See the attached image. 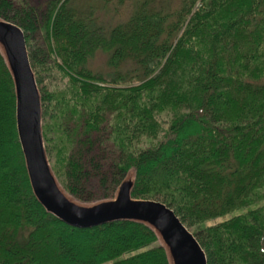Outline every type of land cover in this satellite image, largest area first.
Segmentation results:
<instances>
[{
	"label": "trees",
	"instance_id": "trees-1",
	"mask_svg": "<svg viewBox=\"0 0 264 264\" xmlns=\"http://www.w3.org/2000/svg\"><path fill=\"white\" fill-rule=\"evenodd\" d=\"M75 1L44 0L41 12L0 0V20L24 32L45 153L62 191L76 199L84 190L90 164L78 141H99L107 167L90 187L109 193L97 202L113 199L132 173L131 198L173 210L207 264H264V0H137L108 28L94 7ZM37 25L67 80L52 92L28 49L26 32ZM98 54L106 71L90 68ZM15 104L0 52V264H169L142 223L76 229L44 210L29 183Z\"/></svg>",
	"mask_w": 264,
	"mask_h": 264
},
{
	"label": "water",
	"instance_id": "water-1",
	"mask_svg": "<svg viewBox=\"0 0 264 264\" xmlns=\"http://www.w3.org/2000/svg\"><path fill=\"white\" fill-rule=\"evenodd\" d=\"M0 52L14 84L17 137L29 183L44 210L76 229H91L118 221L142 223L156 234L169 264H207L203 249L173 210L161 202L131 198L133 177L121 182L114 199L91 206L78 205L65 195L45 153L40 95L24 32L4 20H0Z\"/></svg>",
	"mask_w": 264,
	"mask_h": 264
},
{
	"label": "rangeland",
	"instance_id": "rangeland-1",
	"mask_svg": "<svg viewBox=\"0 0 264 264\" xmlns=\"http://www.w3.org/2000/svg\"><path fill=\"white\" fill-rule=\"evenodd\" d=\"M10 1H12V3L16 6H24L26 3H29L34 8H41V12L45 7L44 0ZM136 1L137 0H101L97 3L96 0H76L74 6L80 8L81 10L86 9L87 7H94L97 11L96 15L99 17L100 23L104 27L108 28L117 23L124 22L132 11ZM170 4L172 5V7L176 6V0H172ZM30 5L28 6L30 7ZM34 28L35 29L32 32H26V35H28V49L30 53L34 55L37 69L41 77V83L49 92L59 90L63 88L67 81L66 78H63L62 74L54 66V60H56L58 64H61L60 60L50 55L47 51L46 41L44 39V34L40 26L37 25V27L35 26ZM38 64H40L39 67ZM90 68L94 71H106V56L103 54L96 55L95 58L90 62ZM81 141H78L77 150L80 152L82 158H84L90 164L88 167L86 166L87 170L85 175L83 176L84 180L82 181V185L84 187V190L80 189V187L78 186L75 194L76 199L68 194L65 195L71 201L75 202L78 205L91 206L103 202L104 200L98 202L97 200L103 197H107V194L109 193L106 189L103 188L90 187L99 179V177H101V175H104L103 172L107 167V162L104 158L108 157V152L104 144L100 143L99 141H96L93 146L89 147L85 142ZM154 143H156V141L147 142L146 145ZM92 159H94V162H91ZM97 161H101L102 164H96ZM161 172H156L151 177L145 178V180L151 181L153 180V178L160 177L162 175ZM127 177H133L132 173L126 175L125 178ZM116 192L117 190L115 191L113 199L116 195Z\"/></svg>",
	"mask_w": 264,
	"mask_h": 264
}]
</instances>
